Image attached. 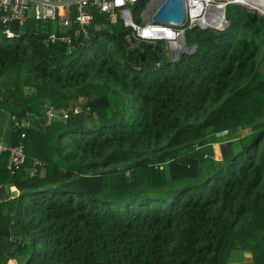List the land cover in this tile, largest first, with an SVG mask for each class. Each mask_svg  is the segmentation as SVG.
Here are the masks:
<instances>
[{
    "label": "trees",
    "instance_id": "16d2710c",
    "mask_svg": "<svg viewBox=\"0 0 264 264\" xmlns=\"http://www.w3.org/2000/svg\"><path fill=\"white\" fill-rule=\"evenodd\" d=\"M233 4L175 60L120 17L70 50L50 20L0 26V141L25 155L0 152V264H264V15Z\"/></svg>",
    "mask_w": 264,
    "mask_h": 264
},
{
    "label": "built area",
    "instance_id": "2783aa9c",
    "mask_svg": "<svg viewBox=\"0 0 264 264\" xmlns=\"http://www.w3.org/2000/svg\"><path fill=\"white\" fill-rule=\"evenodd\" d=\"M163 0H0L1 33L6 37H14L19 32L11 28V24L24 26L28 18L35 21L50 20L56 29L48 32L45 41L50 44L65 46L68 50L75 41L88 37V29L93 24L95 15H106L108 18L120 17L128 28L124 35L125 41L133 45L136 42L165 44L166 54L175 59L181 52H185V32L194 26L207 28L215 24L225 23L226 4L230 0H183L186 15L182 23H160L152 20V14ZM138 14L131 11L135 4ZM95 27L100 23L95 22ZM195 49L190 45L189 53ZM178 58V57H177ZM77 107H68L57 112L49 107V118L60 115L69 117V113H76ZM17 124V123H15ZM17 129V126L14 127ZM24 132L20 133V137ZM0 152L8 153V162L14 168H19L24 162L23 145H8L0 141ZM37 163V161H36ZM34 170H32L33 174Z\"/></svg>",
    "mask_w": 264,
    "mask_h": 264
},
{
    "label": "water",
    "instance_id": "95a60500",
    "mask_svg": "<svg viewBox=\"0 0 264 264\" xmlns=\"http://www.w3.org/2000/svg\"><path fill=\"white\" fill-rule=\"evenodd\" d=\"M231 2H236V1H232ZM239 3V2H237ZM255 9V8H253ZM256 10L258 11L259 14L264 15V12H261L259 9L256 8ZM185 7H184V3L183 0H163L158 7L156 8V10L154 11V13L152 14V20L156 21V22H160V23H182L185 20ZM228 23L227 20H225V23ZM227 25H222V27L220 28H225ZM219 29V27H218ZM146 47H158V43H156L155 45H153L152 43H145ZM194 47H196V45H194ZM189 46L185 47L184 51L186 53H189L188 50ZM178 57V53L175 59H177ZM144 58V53H141V59ZM172 59V60H175ZM227 132V131H224ZM223 132V133H224ZM17 190H12L11 191V196H16L17 195ZM246 253H249L248 251H246Z\"/></svg>",
    "mask_w": 264,
    "mask_h": 264
},
{
    "label": "rangeland",
    "instance_id": "374dc122",
    "mask_svg": "<svg viewBox=\"0 0 264 264\" xmlns=\"http://www.w3.org/2000/svg\"><path fill=\"white\" fill-rule=\"evenodd\" d=\"M137 5H139V3H137V4H135V5H133V6H130V9H131V11L133 12V13H135V14H138V8H137ZM232 6H234L235 7V4H233ZM241 6H243V7H246L245 5H241ZM247 8H249V9H251L250 7H247ZM252 10V9H251ZM256 11V10H255ZM258 12V11H257ZM113 19L114 18H112V21H113ZM0 36H1V33H0ZM158 43V42H157ZM153 45H155L156 43H152ZM164 44V43H163ZM259 62H258V70H260V71H262V69L261 68H263L264 69V59H263V57H264V48H261V50H260V52H259ZM24 90H25V92L27 91V88H24ZM77 102H79V103H82L83 101H84V98L83 97H78L77 98V100H76ZM69 106H72L71 104L69 105ZM72 107H74V106H72ZM250 129L249 128H247V129H241L240 131H241V134L243 135V136H241L240 137V139H242L247 133H250V131H249ZM224 131H226V130H222V131H219V132H216L215 133V135L216 136H220V135H225L227 132H224ZM239 131V132H240ZM224 132V133H223ZM228 137H230L231 139H232V141H234L235 139H236V134L234 133V134H230ZM238 138V137H237ZM222 140H226V138H224V139H222ZM245 140H247V139H245ZM236 141V140H235ZM217 145H218V143H214V144H212V147H213V152H214V157L215 158H218L219 156H218V153H217V151H218V148H217ZM238 249H233L232 250V253H231V256L229 257V260H228V262H227V264H240L239 263V261H237V258H238ZM246 256H247V259H248V262L246 263V264H251V260H250V252L249 253H246ZM9 264H12V262L11 263H9Z\"/></svg>",
    "mask_w": 264,
    "mask_h": 264
},
{
    "label": "bare ground",
    "instance_id": "6f19581e",
    "mask_svg": "<svg viewBox=\"0 0 264 264\" xmlns=\"http://www.w3.org/2000/svg\"><path fill=\"white\" fill-rule=\"evenodd\" d=\"M232 1H236V2H239L241 5H246L248 7H251V8H257L259 9L261 12H264V0H232ZM216 28H220L222 27V25H218V24H215L214 25Z\"/></svg>",
    "mask_w": 264,
    "mask_h": 264
},
{
    "label": "crops",
    "instance_id": "0c3cea01",
    "mask_svg": "<svg viewBox=\"0 0 264 264\" xmlns=\"http://www.w3.org/2000/svg\"><path fill=\"white\" fill-rule=\"evenodd\" d=\"M14 189L15 188H12V190H14ZM250 257H251V253H250ZM237 261H239V263H241V264H246L248 262V259H247V256H246V252H240V251H238Z\"/></svg>",
    "mask_w": 264,
    "mask_h": 264
},
{
    "label": "clouds",
    "instance_id": "9594fccd",
    "mask_svg": "<svg viewBox=\"0 0 264 264\" xmlns=\"http://www.w3.org/2000/svg\"><path fill=\"white\" fill-rule=\"evenodd\" d=\"M232 3H234V4H238V5H241L240 3H237V2H232ZM232 3H228V4H232ZM227 5V4H226ZM246 6V5H245ZM246 7H248V6H246ZM251 8V7H250ZM251 9H253V8H251ZM254 10H256V9H254ZM257 11V10H256ZM186 12V11H185ZM185 15H186V13H185ZM225 20H227L226 19V17H225ZM222 25H228V23L226 22V23H224V24H222ZM210 27H212V28H216L214 25L213 26H210ZM227 27V26H226ZM208 28V27H207ZM202 29H204V28H202ZM216 29H218V28H216ZM219 29H224V28H219ZM163 43V42H162ZM186 43V42H185ZM195 45V44H194ZM187 46H190V45H187Z\"/></svg>",
    "mask_w": 264,
    "mask_h": 264
}]
</instances>
